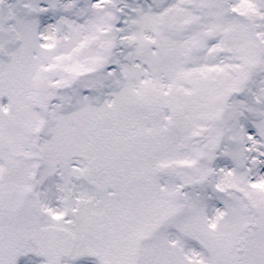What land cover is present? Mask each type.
<instances>
[{
	"label": "snow or ice",
	"instance_id": "snow-or-ice-1",
	"mask_svg": "<svg viewBox=\"0 0 264 264\" xmlns=\"http://www.w3.org/2000/svg\"><path fill=\"white\" fill-rule=\"evenodd\" d=\"M0 264H264V0H0Z\"/></svg>",
	"mask_w": 264,
	"mask_h": 264
}]
</instances>
